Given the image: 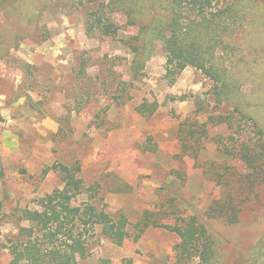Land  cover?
I'll use <instances>...</instances> for the list:
<instances>
[{
	"label": "rangeland",
	"instance_id": "374dc122",
	"mask_svg": "<svg viewBox=\"0 0 264 264\" xmlns=\"http://www.w3.org/2000/svg\"><path fill=\"white\" fill-rule=\"evenodd\" d=\"M15 1L0 0V245L27 225L20 219L23 210H35L63 188L51 168L77 164L91 190L77 203L94 195L92 203L127 217L132 237L146 214L159 226L196 218L214 242L211 264H264L258 259L264 250V184L246 188L250 168L238 158L242 144L251 146L259 136L214 94L216 83L192 67L173 82L166 78V56L157 42L135 77L129 44H137L138 28L127 27L111 6L102 9L88 0L11 5ZM241 2L255 22L239 33L236 57L226 67L242 101L238 106L257 122L264 144V0ZM95 13L120 30L106 37L88 34L87 20ZM155 101L152 114L137 111ZM185 119L207 130L197 161L182 156L178 129ZM215 200L241 204L239 223L206 219ZM97 237L81 264L201 263H180V238L152 224L139 240L122 246L99 231ZM10 260L0 246V264Z\"/></svg>",
	"mask_w": 264,
	"mask_h": 264
},
{
	"label": "trees",
	"instance_id": "16d2710c",
	"mask_svg": "<svg viewBox=\"0 0 264 264\" xmlns=\"http://www.w3.org/2000/svg\"><path fill=\"white\" fill-rule=\"evenodd\" d=\"M22 1L16 0L11 5H20ZM29 1L35 4L40 0ZM88 1L99 3L102 9L111 6V13L122 15L127 27L138 28L137 36L133 37L137 44H129L134 54L132 70L135 77L149 58L146 59L150 54L149 47L157 42L166 56V78L173 82L186 68L192 67L216 83L218 91L214 94L232 106L241 120H249L259 136L258 141L251 146L248 142L243 143L242 153L238 157L250 168L252 178L246 188L257 190L256 187L264 184V144L260 142L263 131L257 122L244 113L243 107L238 106L242 101L231 80V68L226 67V62L233 63L236 57L233 44L239 33L244 34L246 26L255 22L245 14L243 0H225L222 7H219L221 0ZM93 17L87 20L88 34L99 31L106 37L120 30L111 19H104V16L96 13ZM184 99L180 97L179 100ZM158 106L156 101L151 105L142 103L137 111L140 114H152ZM207 136L205 124L189 123L187 119L181 121L178 140L182 156H190L197 161L203 150L202 138L207 139ZM51 170L61 177L63 188L39 201L35 210L25 209L21 212L20 219L27 225L20 227L14 237L6 240V244L0 245L8 250L11 257L8 264H81L91 256L95 245L99 243L98 231L100 236L122 246L130 239L139 240L150 224L173 232L180 238L176 246L180 263L191 262L196 258L201 261L200 264L213 263L214 242L205 225L198 223L196 218L189 221L182 219L175 226H159L156 222L151 223L146 214L137 224V233L132 237L127 217L107 213L104 206L91 202L95 199L94 195H90L83 203H77L78 197L91 193L84 186L79 165H54ZM240 213L241 204L234 206L230 202L215 200L205 218L234 226L239 223ZM263 258L264 250L260 251L259 262ZM103 264L113 263L104 261Z\"/></svg>",
	"mask_w": 264,
	"mask_h": 264
}]
</instances>
